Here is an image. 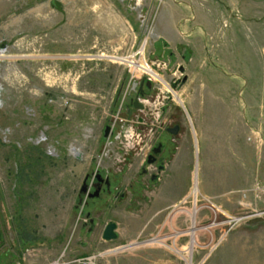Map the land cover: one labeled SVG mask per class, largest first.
<instances>
[{
    "label": "rangeland",
    "instance_id": "obj_1",
    "mask_svg": "<svg viewBox=\"0 0 264 264\" xmlns=\"http://www.w3.org/2000/svg\"><path fill=\"white\" fill-rule=\"evenodd\" d=\"M0 86V264H264V0H0ZM167 103L162 188L130 151Z\"/></svg>",
    "mask_w": 264,
    "mask_h": 264
},
{
    "label": "flooded vegetation",
    "instance_id": "obj_2",
    "mask_svg": "<svg viewBox=\"0 0 264 264\" xmlns=\"http://www.w3.org/2000/svg\"><path fill=\"white\" fill-rule=\"evenodd\" d=\"M149 87V86H147ZM151 87V86H150ZM149 87V88H150ZM168 93V91H166ZM145 94H139L137 95L138 97V102L139 104L142 105V107H136L134 105V99H131L129 104H128V118L129 120L127 122H130V120L137 116L134 114L135 110H138L139 112H144V105L140 101V98H143ZM147 97H152L154 98V95H147ZM169 98V97H168ZM160 120L157 122V124H153L152 127H150L149 133L147 130H142L141 128L135 130V134H139L141 136L145 135L146 141L149 143V151L146 152L145 155H142L141 152L139 151V144L134 145V151H130L134 157H139L141 159V170H140V178H147L149 180V183L155 185L159 182H162L164 178L169 175L168 170H170V166L172 165L173 162V156L171 153L175 150L177 143L176 141L179 140V134L181 131V126L179 128V132L177 135L173 134L171 132V129L175 125H180L179 120L177 118V114L174 113L173 110L170 109V104L167 103V107L162 110ZM148 117V115L146 116ZM138 124H143L145 118L138 116ZM160 129V130H159ZM113 132V127L110 126L109 133L105 139L109 138L110 135ZM152 159L151 162L149 160ZM91 174H87L85 181L88 185V191L86 192L89 194V191L91 189V185H93V189L95 188L96 190H99V195L102 193H111V182L109 177H103L101 172L97 170L95 172V177H92L91 181ZM146 180V179H145ZM90 181V183H89ZM95 181V182H94ZM93 193L90 194V196ZM83 193V192H82ZM98 195V196H99ZM92 197V196H91ZM96 197V196H95ZM91 223V232L95 230L96 227V221L95 219L90 220ZM103 233V232H102ZM1 241V240H0ZM1 244V242H0Z\"/></svg>",
    "mask_w": 264,
    "mask_h": 264
},
{
    "label": "water",
    "instance_id": "obj_3",
    "mask_svg": "<svg viewBox=\"0 0 264 264\" xmlns=\"http://www.w3.org/2000/svg\"><path fill=\"white\" fill-rule=\"evenodd\" d=\"M145 81L143 80L142 83H141V91L139 92L140 94H144V90L142 89L143 85H144ZM147 86H151V82L150 81H147L146 83ZM138 97H136L134 99V105L136 107H142L141 104H139L138 102ZM179 128H180V125H175L172 129H171V132L175 135L178 134L179 132ZM109 130H110V126H107L106 129H105V133H104V137H107L108 133H109ZM152 159L149 160V162H151ZM88 191V185L86 182H84L83 186H82V189H81V192L83 193H86ZM99 195V190H96V192L94 194H92L91 196L92 197H95V196H98ZM117 223L114 222V221H109L105 227H104V230H103V233H102V238L104 240H107V241H111V240H115L118 238V232H117ZM1 242V241H0Z\"/></svg>",
    "mask_w": 264,
    "mask_h": 264
},
{
    "label": "built area",
    "instance_id": "obj_4",
    "mask_svg": "<svg viewBox=\"0 0 264 264\" xmlns=\"http://www.w3.org/2000/svg\"><path fill=\"white\" fill-rule=\"evenodd\" d=\"M166 91H168V95L169 96L172 94L171 91H170V89L167 88ZM140 101L142 102V104L144 105V107L147 106L148 99H144V97H143V98H140ZM149 114L150 113H148L147 115H149ZM147 115H145V116H147ZM160 118H161V115H160V113H158L157 114V117H156V120L159 121ZM126 131H127V129H124L123 130L124 133H126ZM144 137H145V135H143V136H141L139 134L136 135L135 134V131H134L133 138H135L136 141L134 142L133 147H134L135 144H139L138 148H139V151L141 152L142 155H145L146 153H144L143 147L141 145L142 144L148 145V142L146 141V137L145 138ZM148 150H149V145H148ZM98 258H99L98 254H91V255H86V256H82V257L75 258L73 260L67 261V262L62 263V264H99V259Z\"/></svg>",
    "mask_w": 264,
    "mask_h": 264
},
{
    "label": "crops",
    "instance_id": "obj_5",
    "mask_svg": "<svg viewBox=\"0 0 264 264\" xmlns=\"http://www.w3.org/2000/svg\"><path fill=\"white\" fill-rule=\"evenodd\" d=\"M189 8H191V6L189 5L188 6ZM262 102H264V97L262 98ZM193 107V106H192ZM258 123H259V125H260V127H259V130L258 131H260V132H258V133H256V134H259V133H261L262 134V136L264 137V115L261 117V118H259L258 119ZM254 129V131H256V129L255 128H253ZM178 146V145H177ZM172 166H173V168H172V171H173V173H172V175H171V177L169 178V179H167V180H163L162 182H159V184L162 186L163 185V187L162 188H164L166 185V182H171V178L174 176V172H176V169H175V167L177 166L178 167V165L177 164H175L174 163V161L172 162ZM178 172V171H177ZM176 172V173H177ZM165 185V186H164ZM157 186H158V183H157ZM161 188V187H160ZM159 190V189H158ZM169 191V188L167 189V191L166 192H168ZM194 191L195 192H198V188H197V186L195 187V189H194ZM165 192V193H166ZM158 193H161V190H159L158 191ZM168 195V194H167ZM181 196L182 195H178L177 197L179 198V199H181ZM183 197V196H182ZM165 200H169L170 198H169V196H166L165 198H164ZM112 220V219H111ZM104 230V229H103ZM103 232V231H102ZM101 239H102V235H101ZM105 241V240H104Z\"/></svg>",
    "mask_w": 264,
    "mask_h": 264
},
{
    "label": "bare ground",
    "instance_id": "obj_6",
    "mask_svg": "<svg viewBox=\"0 0 264 264\" xmlns=\"http://www.w3.org/2000/svg\"><path fill=\"white\" fill-rule=\"evenodd\" d=\"M1 56H3V55H1ZM145 72V71H144ZM147 72H149V73H151L153 76H154V72H152V71H150V70H148L147 69ZM154 77H156V76H154ZM0 91H1V86H0ZM74 151V150H73Z\"/></svg>",
    "mask_w": 264,
    "mask_h": 264
}]
</instances>
